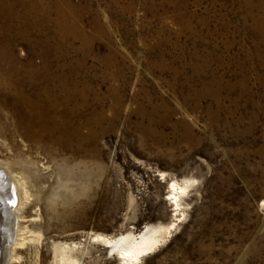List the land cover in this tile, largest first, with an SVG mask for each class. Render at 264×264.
<instances>
[{"label": "rangeland", "instance_id": "374dc122", "mask_svg": "<svg viewBox=\"0 0 264 264\" xmlns=\"http://www.w3.org/2000/svg\"><path fill=\"white\" fill-rule=\"evenodd\" d=\"M37 1L41 29L0 55L88 89L75 126L96 110L106 120L81 149L0 133V167L29 192L10 227L0 212V264L11 247L7 264H55L57 244L80 264H120L91 236L177 221L168 184L184 178L185 217L140 264H264V0H69L82 35L60 32L56 0Z\"/></svg>", "mask_w": 264, "mask_h": 264}, {"label": "bare ground", "instance_id": "6f19581e", "mask_svg": "<svg viewBox=\"0 0 264 264\" xmlns=\"http://www.w3.org/2000/svg\"><path fill=\"white\" fill-rule=\"evenodd\" d=\"M55 6L60 32L72 33L70 31L74 29L76 35H82L75 21L77 10L75 11L76 8L69 3V0H56ZM46 15V10L37 0H0V45L14 46L17 39L26 43L30 42L43 26V18ZM69 20H71L72 28L68 24ZM22 52L27 56L25 50ZM56 56L59 55L56 53ZM0 58V110L2 113L7 110V113L0 114V133L7 135L5 130L10 128L11 133L8 139L14 143L19 141L25 143L28 150L38 147L52 149L57 146L71 148L76 143V146L79 145L77 149H81L85 142L90 143L96 139L94 129L106 120L105 114L99 110L93 112V116L86 123H78L77 126L73 124L74 115L80 111V105H83V103H76L77 96L87 104L88 89L82 94H77L76 87L67 86V81L70 79L57 75L59 73L51 67L37 68L32 63L21 67L15 63L13 55H9L8 58L0 55ZM206 86L207 92H210L209 86ZM97 100L102 102L103 99L97 98ZM146 115L152 123L153 112ZM83 128L87 129L86 135L83 134ZM10 171V168L3 170L0 167V212L1 217L5 219L3 227L8 224L10 227L12 222L17 221L19 210L15 205L20 207L29 198L26 181L15 174L12 175ZM194 183L195 180L192 178H184L181 181L174 179L168 184L167 199L174 208V217H178L177 221L170 225H147L139 233L127 231L112 240L111 236L95 234L91 236V242L111 246L108 256L118 258L120 264H140L144 257L159 248L160 244L168 238L171 230L175 228L176 223L185 217L184 199ZM4 229L7 231L3 236L4 243L8 244L12 240L11 231ZM27 230V227L15 229L14 234L20 236V239H17L18 237L17 240L14 239V245H24L28 238L30 239L19 234L20 231ZM31 238L32 241L41 240V236L31 235ZM7 251L4 252L1 264L10 263L14 258L15 249L11 247ZM54 253L55 264H80L75 254V246L57 244L54 247Z\"/></svg>", "mask_w": 264, "mask_h": 264}, {"label": "water", "instance_id": "95a60500", "mask_svg": "<svg viewBox=\"0 0 264 264\" xmlns=\"http://www.w3.org/2000/svg\"><path fill=\"white\" fill-rule=\"evenodd\" d=\"M145 227H146V226H145ZM145 227H144V228H145ZM144 228H143V229H144ZM116 236H117V235H115V236H111L110 239L112 240V239L115 238ZM100 245H101V244H100ZM101 246L104 247V248H106L107 251H110V249H111V246H108V245H101ZM115 256H116V255H115Z\"/></svg>", "mask_w": 264, "mask_h": 264}]
</instances>
